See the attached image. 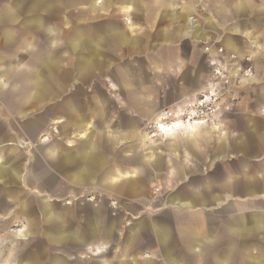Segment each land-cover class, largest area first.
Returning a JSON list of instances; mask_svg holds the SVG:
<instances>
[{
	"label": "crops",
	"instance_id": "1",
	"mask_svg": "<svg viewBox=\"0 0 264 264\" xmlns=\"http://www.w3.org/2000/svg\"><path fill=\"white\" fill-rule=\"evenodd\" d=\"M203 7L192 26L190 2L0 0V233L24 222L0 264H264V0ZM214 34L256 73L218 126H187L176 112L209 86L191 40ZM53 125L59 139L40 144ZM145 137L164 143L144 157ZM151 186L150 215L56 203L97 190L148 202Z\"/></svg>",
	"mask_w": 264,
	"mask_h": 264
},
{
	"label": "rangeland",
	"instance_id": "2",
	"mask_svg": "<svg viewBox=\"0 0 264 264\" xmlns=\"http://www.w3.org/2000/svg\"><path fill=\"white\" fill-rule=\"evenodd\" d=\"M101 0H97L98 3H100ZM174 2H179L180 4H184L186 2H190L192 5V9L190 11H188V16L190 17V23L193 26L194 21H196L198 23V25H202L203 26V20H204V15H205V8L203 7V0H173ZM180 6V5H179ZM179 6L176 7L180 8ZM183 9L180 8L178 11H182ZM125 21L126 17L124 18ZM180 22L178 21L177 24H179ZM187 25V24H186ZM176 26V25H175ZM173 27V25H172ZM187 30L184 29V31ZM187 38V36H184V38ZM220 37V36H219ZM218 37V35L214 34L213 37L208 38L205 41H200V40H196L193 41L191 40V45H193L194 47H196L200 53L204 56V58L207 60V62L209 61V63H206V68H205V80L209 83H213L214 86L215 84L217 85V89L220 91V96L218 97L217 100V104L215 106V114L213 117H211L210 115L207 118H201L200 114H199V109L196 107V105L191 106V107H185L183 108V116L181 117L183 120H186L187 117H196V119H203L204 121H206L205 123H207L211 128H215L216 126H218V120L217 117L215 118V115L218 114L219 117L223 114L225 115H229L232 112H234L235 109V105H236V101H237V96H236V91L244 86H246L252 79V77L255 76V68H254V63H253V58L250 54L245 53L242 56H238L236 54H232V53H228L226 52V50L224 49V47L221 45V39ZM220 50H222L223 52H219ZM216 53V55H214ZM222 54H227V62L226 60H223L224 58L222 57ZM219 60L221 62V65L225 66L226 68H228V72H226V78L222 79V80H216L212 78V69H213V65H211L210 62H212V59ZM229 61V62H228ZM235 68L238 71L236 72L235 76H231V73L229 72L230 69ZM251 70L252 72V77L251 78H244L243 77V73L247 70ZM160 74H164L165 76H169L172 74L169 73H160ZM205 90L201 91L204 92ZM111 92L114 93L113 90H111ZM200 92V93H201ZM113 93H106L107 96H110L112 99L116 98V94ZM200 93H196L193 96H195L196 98H198ZM110 110H115L114 108H116L113 105H109L108 106ZM208 107H212V105H209ZM175 106L171 107V106H162L159 110V113H170L171 116L168 118L170 119L171 117H173L175 115ZM193 110L194 112L191 113L190 111ZM113 112V111H111ZM172 119V118H171ZM153 124L150 120H144L142 122V126L141 129L143 131L144 134H149L153 129ZM150 135V134H149ZM41 139H46L44 142H41L40 144H48L52 141L58 140L59 139V128L58 125H53L50 128V132L48 135H46L45 138H43V136H41L39 138V141ZM38 141V142H39ZM27 144H23V147H27L29 150H34L36 149V144H30L28 142H25ZM164 143V140L162 138H158V137H152L150 139L148 138H144L143 141V154L144 157L146 156V154H148V150H149V145H154V149L158 146H162ZM145 159V158H144ZM150 193L148 195V202L145 201H138V200H132V201H127L124 200L122 198H118L115 197L113 195H110L108 192L106 191H102V190H97V191H90L86 194L81 193V191L75 195L74 194H66L64 197L60 198V201H56L57 204L61 205L64 208H71L72 206H74V204H90L93 206H97L100 203L106 204L107 207H109V204L114 201L115 204V208H110L111 212L113 213V215L115 214H132L134 216H143V215H150L153 212L156 211V208H154L151 205V196L157 194L160 192V188L157 186H151L150 187ZM83 191V190H82ZM63 199V200H62ZM67 201L70 203L68 204ZM12 207V206H10ZM17 208H10V210L7 211H11V213H13L14 211H16ZM7 218L4 217L3 215H0V231L2 230L1 228V224H3V222H6ZM125 225H128L129 223L125 222ZM24 225V222L21 218L16 217V219H14L13 222L9 223L8 225H6L7 227L11 228V230H9V232L5 233V234H20V232L22 230H20V226ZM18 232V233H17ZM4 233H0V241L2 239H4L5 237ZM8 248L5 249H0V256L1 258L5 259V257L8 254ZM10 259H13L10 258Z\"/></svg>",
	"mask_w": 264,
	"mask_h": 264
},
{
	"label": "built area",
	"instance_id": "3",
	"mask_svg": "<svg viewBox=\"0 0 264 264\" xmlns=\"http://www.w3.org/2000/svg\"><path fill=\"white\" fill-rule=\"evenodd\" d=\"M220 53L223 52L222 50L219 51ZM223 55V54H222ZM225 60V59H223ZM217 63L215 65H213V69H212V78L216 79V80H222L224 78H226V72H228V68H226L225 66L221 65V62L219 60L216 61ZM227 62V59H226ZM229 62V61H228ZM243 77L244 78H251L252 77V72L251 70H247L243 73ZM210 86L213 87V89H215V96L211 97L208 101H206V97L205 94H207V92L209 93V88ZM210 86H208V88L205 90V92H203V94H199L198 98H194L193 99V103L192 106L196 105V107L199 109V114L201 115V118H207L209 115L211 117L214 116L215 114V106L217 104V100L218 97L220 96V91L217 89V85L213 83H210ZM209 105H212V107H208ZM171 116V114L168 112L167 113V117L169 118ZM191 117V116H190ZM189 117H187L188 119ZM209 118V117H208ZM115 208V207H114Z\"/></svg>",
	"mask_w": 264,
	"mask_h": 264
},
{
	"label": "bare ground",
	"instance_id": "4",
	"mask_svg": "<svg viewBox=\"0 0 264 264\" xmlns=\"http://www.w3.org/2000/svg\"><path fill=\"white\" fill-rule=\"evenodd\" d=\"M214 55H216V53L214 54ZM222 57L226 60L228 57H227V54H223L222 55ZM217 60L215 59V57H214V59H212V65H215L217 62H216ZM235 71V72H234ZM238 70L237 69H235V68H232V69H230L229 70V72L231 73V76H235L236 75V72H237ZM209 86H210V83H209ZM207 89V88H206ZM205 89V90H206ZM215 89H213V87L212 86H210V88H209V93L207 92V94H205V97H206V101H208L211 97H213V96H215L216 94H215ZM205 92V91H204ZM200 94H203V92H201ZM191 113H193L192 111H190ZM176 114H179V121H183V124H186L187 126H191L190 124L192 123V121H194V120H196V117H189L188 119H186V120H183L181 117L183 116V112H181V114H180V112L178 113V112H176ZM176 114L173 116V117H171L172 119L173 118H176ZM170 118V119H171ZM178 118V117H177ZM170 119H168V117H167V113H165L163 116H161L160 117V120H159V123H162V124H164L163 126H162V128H163V130H167V129H170V128H172V127H176L178 124H179V122H175V121H177V120H170ZM197 120H203V119H197ZM199 123V122H198ZM56 124V123H55ZM161 125V124H160ZM157 128L158 129H160V127H159V124H157ZM187 128V127H186ZM179 129V128H178ZM162 131V130H161ZM165 132V131H164ZM44 136V135H43ZM44 138V137H43ZM44 140H46V139H44ZM67 203L69 204L70 203V201L68 202L67 201ZM115 202L114 201H112L111 203H110V206L112 207V208H114L115 207ZM6 233V232H5ZM18 233V232H17ZM23 240V239H22Z\"/></svg>",
	"mask_w": 264,
	"mask_h": 264
}]
</instances>
